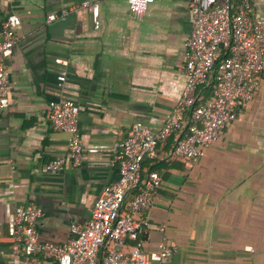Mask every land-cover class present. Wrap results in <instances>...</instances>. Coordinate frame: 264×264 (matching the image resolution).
Masks as SVG:
<instances>
[{
	"label": "crops",
	"instance_id": "obj_1",
	"mask_svg": "<svg viewBox=\"0 0 264 264\" xmlns=\"http://www.w3.org/2000/svg\"><path fill=\"white\" fill-rule=\"evenodd\" d=\"M82 1L0 0V26L9 14L21 19L7 60L10 103L0 108V264L25 259L13 250L8 220L28 201L43 209V240L74 237L72 225L88 221L104 188L119 179L118 149L129 129L142 122L159 130L184 90L188 0H154L141 15L127 0H90L100 4L99 29L88 7L62 15ZM253 11L264 17V0H253ZM49 14L57 17L48 21ZM211 85L198 88L200 99L213 93ZM60 97L80 105L85 153L78 166L69 157L70 134L50 120L49 103ZM174 138L175 131L156 158L143 161L132 189L151 172L162 177L139 215L147 223L139 239L147 251L168 245L175 253L149 264H264V72L254 98L198 162L177 156ZM59 157L64 169L47 170ZM39 264L59 263L41 257Z\"/></svg>",
	"mask_w": 264,
	"mask_h": 264
},
{
	"label": "built area",
	"instance_id": "obj_2",
	"mask_svg": "<svg viewBox=\"0 0 264 264\" xmlns=\"http://www.w3.org/2000/svg\"><path fill=\"white\" fill-rule=\"evenodd\" d=\"M154 0H127L135 14H144ZM191 34L187 39V57L183 67L185 86L162 127L153 130L137 122L128 131L118 149L119 179L106 186L96 200L91 217L74 223V237L66 243L45 241L37 225L43 209L28 201L16 207L8 220V233L13 250L23 252L21 264H39L41 257L54 258L59 264H149L170 260L175 249L164 246L147 251L139 235L146 221L139 215L154 201L162 177L151 172L141 183L145 159L158 156V145L176 130H185L174 145V153L196 163L203 149L219 139L225 127L232 124L239 109L248 106L261 85L264 72V17L253 11V0H188ZM90 8L94 26L101 27L100 4L84 0L62 10L79 12ZM57 17L49 14L48 21ZM21 19L9 14L0 26V108L9 105L8 58L19 39L17 28ZM67 64L63 59H57ZM214 79L213 94L199 99L198 88ZM60 85L66 71L59 76ZM50 120L56 130L67 131L69 157L73 165L82 163L85 148L79 127L80 105L60 97L49 103ZM189 118V122L186 121ZM95 152V149H89ZM66 158L59 157L46 164L49 171H60ZM127 202V203H126Z\"/></svg>",
	"mask_w": 264,
	"mask_h": 264
},
{
	"label": "trees",
	"instance_id": "obj_3",
	"mask_svg": "<svg viewBox=\"0 0 264 264\" xmlns=\"http://www.w3.org/2000/svg\"><path fill=\"white\" fill-rule=\"evenodd\" d=\"M212 80H213V77L212 76H210V79L208 80V82L206 83V84H204V85H201V86H207L210 82H212ZM214 84L215 83H213L212 82V85L211 86H213V88H214ZM213 94V93H212ZM211 94V95H212ZM210 95V96H211ZM209 96V97H210ZM200 99V98H199ZM187 122V121H186ZM185 128H186V125L184 126V128L182 129V130H176L175 131V138L173 139L174 141H175V143L177 142V140H178V138L181 136V134H182V132L185 130ZM175 143H174V145H175Z\"/></svg>",
	"mask_w": 264,
	"mask_h": 264
},
{
	"label": "water",
	"instance_id": "obj_4",
	"mask_svg": "<svg viewBox=\"0 0 264 264\" xmlns=\"http://www.w3.org/2000/svg\"><path fill=\"white\" fill-rule=\"evenodd\" d=\"M212 82L214 83V79L212 80Z\"/></svg>",
	"mask_w": 264,
	"mask_h": 264
}]
</instances>
